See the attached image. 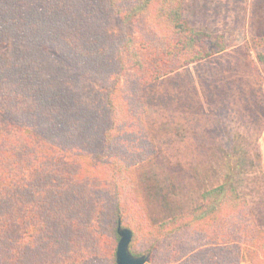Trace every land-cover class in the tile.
Returning <instances> with one entry per match:
<instances>
[{
    "label": "trees",
    "instance_id": "1",
    "mask_svg": "<svg viewBox=\"0 0 264 264\" xmlns=\"http://www.w3.org/2000/svg\"><path fill=\"white\" fill-rule=\"evenodd\" d=\"M226 48L184 0H0V264H117L125 228L148 264H264L235 183L159 220L137 176L158 152L147 87Z\"/></svg>",
    "mask_w": 264,
    "mask_h": 264
},
{
    "label": "rangeland",
    "instance_id": "2",
    "mask_svg": "<svg viewBox=\"0 0 264 264\" xmlns=\"http://www.w3.org/2000/svg\"><path fill=\"white\" fill-rule=\"evenodd\" d=\"M184 15L225 34L227 48L147 87L158 152L137 167L146 204L160 220L235 183L264 229V71L254 41L264 36V0H184ZM116 29L134 32L120 17Z\"/></svg>",
    "mask_w": 264,
    "mask_h": 264
},
{
    "label": "water",
    "instance_id": "3",
    "mask_svg": "<svg viewBox=\"0 0 264 264\" xmlns=\"http://www.w3.org/2000/svg\"><path fill=\"white\" fill-rule=\"evenodd\" d=\"M121 240L117 249V264H148L147 257H134L129 252V244L132 239L131 230L120 229Z\"/></svg>",
    "mask_w": 264,
    "mask_h": 264
}]
</instances>
